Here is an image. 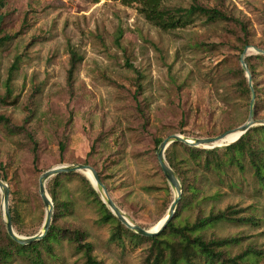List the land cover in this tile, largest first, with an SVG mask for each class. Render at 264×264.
I'll return each mask as SVG.
<instances>
[{
	"label": "rangeland",
	"instance_id": "374dc122",
	"mask_svg": "<svg viewBox=\"0 0 264 264\" xmlns=\"http://www.w3.org/2000/svg\"><path fill=\"white\" fill-rule=\"evenodd\" d=\"M164 4L216 7L229 18L197 17L186 27L165 30L148 21L136 2L0 0V37L10 36L0 43V96H6L0 100V114L10 121L9 126L0 121V173L8 179L0 177L10 187V208L21 213L23 232L14 226L19 234L42 229L46 207L39 194L40 175L57 164L85 160L102 173L117 205L149 229L176 195L158 161L159 143L173 133L216 136L247 120L250 101L240 96L232 69L238 66L241 21L249 30L250 45L264 46V0ZM72 51L80 59L70 78ZM253 62L262 89L255 116L263 119L264 63L256 58ZM60 140L66 142L63 159ZM226 143L216 142L221 153ZM177 156L187 182L197 175L202 190L181 207L184 182L177 173L182 195L176 222L194 224L211 212L233 207L236 219H220L194 233L201 232L205 239H235L224 249L225 256L264 253V184L249 160H243L244 168L227 167L220 180L214 172L193 170L182 147ZM58 198L68 205L57 213L54 204L53 220L60 224L61 238L42 250L43 264H87L84 247L71 239L76 230L105 264H152V241L124 230L115 236V223L102 219L99 201L80 175L64 178ZM0 227L7 232L1 191ZM258 261L264 262L261 257ZM8 264L32 262L14 255Z\"/></svg>",
	"mask_w": 264,
	"mask_h": 264
},
{
	"label": "trees",
	"instance_id": "16d2710c",
	"mask_svg": "<svg viewBox=\"0 0 264 264\" xmlns=\"http://www.w3.org/2000/svg\"><path fill=\"white\" fill-rule=\"evenodd\" d=\"M122 2L127 5L134 2L139 3V10L144 17L154 25L165 30L186 27L193 23L197 17H205L208 21L227 20L229 18L225 12L216 7H206L200 4H192L189 7H170L164 4L165 0H122ZM239 24L242 35L240 37L241 46L238 48V66L236 69L232 70L239 78L236 88L239 91L240 96L246 97L249 101H251L252 91L248 78L240 65V55L242 54L244 48L252 42L250 41L249 30L246 24L242 21ZM9 38V35L0 37V43ZM258 46L264 49V46H261L260 44H258ZM254 58L258 59L260 63H264V54L257 53L246 55V61L252 73L253 86L255 90V113L257 114L260 102L259 93L262 89L258 81L255 79L256 66L253 62ZM79 59L80 57L77 52L72 51L71 67L69 69L70 78L76 69V64ZM15 67L16 63L12 68L14 69ZM7 88L9 95L11 93V89L9 86ZM0 100L5 101L6 96H0ZM0 121H3L6 125L10 122L7 117L1 114ZM262 134H264V125L254 126L250 128L238 141L228 145L223 153L220 152V148L218 147L208 149L189 146L181 142H174L171 144L166 150V157L170 165L180 175L184 182L181 207H184L188 203L192 202L194 197H198L202 189L199 182L200 178L198 180L197 175H194L193 181L187 182V178L184 175V169L180 166L181 163L177 156L178 147H182L187 152L191 163L195 165V167L192 166L193 170L196 169L197 171V169H201L203 173L214 172L219 176L220 180H222L221 174L226 172L227 167L239 166L240 168H244L243 160L247 159L254 169L255 176L262 184H264V144L260 143ZM93 148L94 145L88 155L91 154ZM65 149V140H60L59 151L61 159L64 157ZM36 159L37 154L35 152V160ZM82 163L89 164L87 160ZM0 167L2 168L1 164ZM99 174L103 180V176L100 171ZM74 175H80L89 191L98 199L103 212L102 219L104 221H111L115 223V236H118L124 230L139 239L152 241L151 252L154 256L152 264H181L182 262L185 264H211L214 262H220L221 264H259L258 260L260 257L264 260V253L254 251H252V253L248 252L234 257L225 256L224 249L235 239H205L201 232L194 233V231L201 230L206 225L212 224L217 220L229 218L236 219L233 216L237 214L238 211L233 207H228L226 210L219 211L218 213L211 212L208 216L199 218L194 224L186 223L184 225L176 222L180 216L177 212L175 218H173L159 234L154 236H141L126 227L107 208L105 203L99 197V193L93 187L91 181L84 174L78 171L57 174L48 182L47 187L53 198L55 211L57 213L68 207L66 202H61L59 200L58 191L63 185L64 178H70ZM0 176L6 180L8 179L6 173H0ZM11 213L15 228L17 231L23 232L21 227V213L12 205ZM56 220V218L53 220L47 235L43 239L27 245L16 242L7 232L3 233L0 227V264H8L14 255L26 258L30 260L32 264H43L42 250L46 248L50 249L53 243L61 238L62 229ZM82 234V232L76 230L74 231L71 239L78 243V247H84L87 264H105L92 254V245L90 243L81 242ZM175 238H178V241H176ZM201 259L203 262L200 261ZM262 264H264V262Z\"/></svg>",
	"mask_w": 264,
	"mask_h": 264
},
{
	"label": "water",
	"instance_id": "95a60500",
	"mask_svg": "<svg viewBox=\"0 0 264 264\" xmlns=\"http://www.w3.org/2000/svg\"><path fill=\"white\" fill-rule=\"evenodd\" d=\"M255 51L257 53L264 54V49L260 48L255 45H247L240 57L241 65L244 70L245 75L248 78L251 91H252V96H251V101H250V110H249V115L247 120L234 127L231 128L219 135L216 136H209V137H191L182 133H173L167 137H165L161 143L158 146L157 149V156H158V161L160 163V166L172 186V188L175 190L176 195L174 200L172 201L168 211L167 215L164 219V221L159 225V228L156 230L152 229H147L139 225L137 222H135L131 217L127 215L114 201V199L111 197L109 190L107 186L104 184L102 181L100 174L98 170L93 167L90 164L86 163H61L57 164L47 170H45L39 177V194L45 204L46 207V215H45V220L43 222L42 229L37 232L36 234L33 235H21L19 234L13 225V218H12V213H11V208H10V187L7 181H5L3 178L0 177V191H1V209H2V214L3 218L5 221V226L7 229L8 234L11 236L12 239H14L16 242L20 244H31L35 241H39L43 239L53 222V217H54V202L53 199L47 189V181L60 173H68L72 171H81L86 174L87 171L92 172V178L89 177L87 174L86 176L89 178L91 181L93 187L95 190L99 193L102 201L105 203L107 208L129 229L133 230L137 234L143 235V236H154L159 234L167 225L168 223L172 220L174 217L177 206L179 204V201L181 199L182 195V182L175 171V169L170 165L169 161L167 160L166 157V150L168 147H170L171 144L174 142H181L189 146L193 147H201V148H214V147H219L220 145H217L216 142L224 138L227 134L231 132H239L241 133V136L236 140L238 141L250 128L257 126V125H264V118L263 119H258L256 118V113H255V90L253 86V79H252V73L249 69L248 63L246 61V55L248 54L249 51ZM234 141V142H236ZM234 142L228 143L226 145H230Z\"/></svg>",
	"mask_w": 264,
	"mask_h": 264
},
{
	"label": "bare ground",
	"instance_id": "6f19581e",
	"mask_svg": "<svg viewBox=\"0 0 264 264\" xmlns=\"http://www.w3.org/2000/svg\"><path fill=\"white\" fill-rule=\"evenodd\" d=\"M241 136V133L239 132H231L229 134H227L224 138L222 139H225L227 140V143H231V142H234L236 141L239 137ZM86 174L92 178V172L91 171H87ZM167 213L161 218V220L156 224L154 225L153 227H151L150 229L152 230H156L159 228V225L164 221L165 217H166Z\"/></svg>",
	"mask_w": 264,
	"mask_h": 264
}]
</instances>
